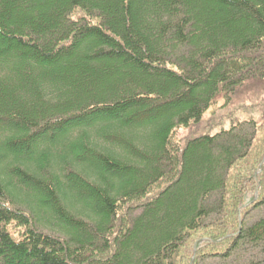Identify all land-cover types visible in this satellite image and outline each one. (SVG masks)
Instances as JSON below:
<instances>
[{"label":"trees","instance_id":"obj_1","mask_svg":"<svg viewBox=\"0 0 264 264\" xmlns=\"http://www.w3.org/2000/svg\"><path fill=\"white\" fill-rule=\"evenodd\" d=\"M262 80L264 0H0V264L264 251V112L233 103Z\"/></svg>","mask_w":264,"mask_h":264},{"label":"rangeland","instance_id":"obj_2","mask_svg":"<svg viewBox=\"0 0 264 264\" xmlns=\"http://www.w3.org/2000/svg\"><path fill=\"white\" fill-rule=\"evenodd\" d=\"M262 99H264V80L262 81H250L246 86L241 88L239 92L237 93L236 96L233 98V103L235 104L234 106L238 105L239 106V113L238 115L242 120L246 118H250L251 114H244V110L248 111V113H252L255 120L261 121V115L258 113L259 111L264 112V108L261 107V104H259ZM224 100H219L218 106H220ZM216 106V107H218ZM264 106V103H263ZM215 107V108H216ZM245 107V108H244ZM215 108L211 109V111H208L205 116H204V123L202 124V129L201 131L206 130L205 126L208 125L210 118H214L215 120L217 119V123H222L220 124V127L217 128L219 130L220 128H229L230 127V122L227 121V119L223 118L226 115V109H221L217 111V114L213 117H211V113L215 110ZM248 108V109H246ZM218 109V108H217ZM243 111V112H242ZM242 112V113H241ZM228 116V115H226ZM237 116V115H236ZM219 118V119H218ZM214 123V124H217ZM245 133H251L250 127H245ZM186 135V132H181V137ZM263 169L261 168L258 170V174H262ZM259 197V194L257 193V198ZM7 200H11L10 196H6ZM14 200V199H13ZM214 200H219V196H216ZM216 203L215 201H213ZM14 205L16 208L27 211L31 214L35 213V215L38 217L37 219L39 220L38 227L40 230L43 232L49 233V234H58V230L51 226L49 223L44 221L45 219L42 218V215L39 214L33 210V208H30L28 206V203L24 199H18L17 201L14 200ZM249 209L245 210L244 213H242V226L243 229L246 230L253 225H255L258 221L264 218V204L258 206V207H248ZM33 212V213H32ZM141 213V210L137 211L135 213V216L139 215ZM41 217V219H40ZM219 215L216 213L214 215V218L217 219ZM61 235V234H60ZM262 245H256L254 243H245L241 245L238 249H236L232 255L226 259H222L219 257H202L201 258H195L194 256L196 255V251L193 254L191 264H251V263H259L263 260L264 258V251L262 249Z\"/></svg>","mask_w":264,"mask_h":264},{"label":"water","instance_id":"obj_3","mask_svg":"<svg viewBox=\"0 0 264 264\" xmlns=\"http://www.w3.org/2000/svg\"><path fill=\"white\" fill-rule=\"evenodd\" d=\"M194 259H195V256H194ZM194 259H193V262H194ZM193 262H192V264H193Z\"/></svg>","mask_w":264,"mask_h":264}]
</instances>
